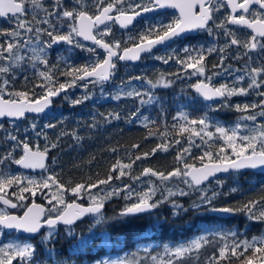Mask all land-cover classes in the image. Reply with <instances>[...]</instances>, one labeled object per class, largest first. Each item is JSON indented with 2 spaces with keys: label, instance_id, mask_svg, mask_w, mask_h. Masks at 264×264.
<instances>
[{
  "label": "snow or ice",
  "instance_id": "6c2138e0",
  "mask_svg": "<svg viewBox=\"0 0 264 264\" xmlns=\"http://www.w3.org/2000/svg\"><path fill=\"white\" fill-rule=\"evenodd\" d=\"M166 10H171L169 18L148 23L126 40L113 37L114 25L127 30L134 26L137 18H145L149 13L164 14ZM0 18L12 24L9 28H0V120L15 122L28 113H44L53 97L72 87H102L113 79L118 61H138L142 55H151L157 47L167 46L193 32H205L215 43L208 47L186 46L182 50L183 57L173 53L154 58L164 64L175 60L186 75L204 77L191 86L204 101L217 98L227 101L238 95L259 97L258 102L234 105L242 115L232 126L214 121L207 113L192 118L180 111L173 117L180 123H174L170 131L161 133L165 139L151 153L144 152L134 159L129 156L128 163L117 159L106 178L92 180L89 177L84 182L61 183L55 173L39 179L13 173L8 163L23 169L47 171V153L58 147V143L48 142L41 149L39 143L32 145L27 138L22 140L17 134L6 132L5 139L14 143L10 151L0 156V166H3L0 167V236L8 230L27 234L28 239L0 244V264H43L38 261L37 244L31 242L37 236L44 247L45 259L52 261L55 248L49 245L59 236L62 226L75 240L74 253L91 247L96 238L94 229L98 226L103 230L104 243L108 244L109 229L126 227L166 202L172 204L176 210L173 214L178 215L180 210L187 209L174 198L194 193L197 194V201L192 205L195 209L207 207L216 213H244L251 221L264 222V197L249 200L239 207H215L213 201L222 193L209 188L213 180L218 187H223V181L217 179L220 173L264 170V121H258L264 118V0H0ZM81 41L91 42L93 46L88 47ZM59 44L68 45L69 53L76 48L95 58L79 66L70 63V57L52 64L50 50ZM213 53L219 55V62L212 67L222 71L209 75L206 60ZM229 58L245 63L232 69L224 63ZM26 67L33 70L38 82L32 89L17 90L14 88L15 73L25 71ZM57 73L69 79L60 82ZM225 73L233 75L235 83L213 85V79ZM169 75L179 76V73ZM27 79L25 76L26 82ZM134 81L143 83L134 85ZM245 81L246 87L243 86ZM172 83L163 73L155 81L141 76L130 77L121 82L111 98L134 99L140 106L148 107L160 103L154 90L168 88ZM36 89H42V93L37 95ZM90 98L91 94L87 93L72 104L75 106ZM224 106H228L227 103ZM140 112L138 107L131 114L132 118H137ZM100 115L106 121L120 119L119 113ZM30 127L35 131L37 125L32 123ZM44 127L54 128L55 125ZM3 128L0 123V130ZM173 131L179 137L187 134L186 146L175 156V166L170 171L144 167L139 174L133 175V165L137 161L147 159L158 150L167 152L182 143L179 138L167 139ZM68 134L61 132L60 135ZM71 135L80 139L75 132ZM36 136L48 140L43 131H37ZM132 148L137 149L139 145L133 144ZM193 148L202 149L201 154L193 156ZM17 149L22 152L19 158L14 156ZM124 177L133 182L143 181L145 186L140 190L133 184L112 187L114 179ZM237 191L236 187L230 190ZM38 195L46 203H37ZM116 197L122 198L125 204L118 212L107 215L106 204ZM12 209L22 211L17 214L10 211ZM86 218H91L88 234L77 233L78 222L83 223ZM157 226L158 222L149 225L153 230ZM208 247H212V254L202 259L201 253ZM143 251L148 254L144 259L150 264H264V234L240 238L238 230L204 225L199 235L175 245L164 244L162 252L151 254L148 247ZM53 264L62 262L54 261ZM96 264H144V260L132 254L131 257L99 259Z\"/></svg>",
  "mask_w": 264,
  "mask_h": 264
},
{
  "label": "trees",
  "instance_id": "16d2710c",
  "mask_svg": "<svg viewBox=\"0 0 264 264\" xmlns=\"http://www.w3.org/2000/svg\"><path fill=\"white\" fill-rule=\"evenodd\" d=\"M31 19V16L28 17ZM12 24L9 20L0 18V28H9ZM140 26L130 31H120L115 25L114 38L127 39L126 35L138 33L145 27ZM109 37L108 39H112ZM87 46H93L83 43ZM203 43L198 41V47ZM99 51V50H98ZM64 57H70L69 62L77 66L89 63L91 57L87 51L73 48L69 53V46L61 44L58 48L50 50L49 62L57 63ZM100 58H103V53L100 52ZM159 60H148L146 55L137 64L117 63V70L113 79L100 85H89L88 89L83 87H72L67 89L60 97L54 99V107L51 112L39 115H29V117L22 120L15 121V127H7L5 134L0 131V156H3L13 147L12 141L5 139L6 132L17 134L20 139L27 138L32 145L39 143L41 149L44 148L48 142L58 143V147L51 149L49 159L47 162V171H42L37 174H28L14 168L12 164L8 163L7 167L13 173H22L26 176H34L37 179L40 176L50 173L57 174V178L61 183L67 184L69 181L84 182L89 177L92 180L104 179L109 173V169L116 162L121 159L124 163L129 162V156L133 159L136 155L144 152L151 153L153 148L161 144L164 137L161 133L170 131L174 123L173 117L180 111L187 112L192 118H198L207 113L214 121H218L226 126H231L239 119L241 113L234 108L236 104L253 103L251 100L256 97L248 95V99L243 96H233L239 101L232 100L227 102L228 106H224L223 102L204 101L201 97L195 95L189 87L187 89H179L176 85H172L167 89L157 88L154 90L155 95L159 97L160 103L148 107L139 105L138 100L121 99L115 100L111 97L115 95L118 86L122 81H127L130 77L141 76L145 79L155 81L157 79L159 67ZM64 67L63 63L60 65ZM25 76L28 77L27 82ZM60 82H65L68 77L60 76L57 73ZM38 81L35 78L34 72L30 67H26L23 72L15 73L14 88L17 90H29ZM134 85H140L143 81H134ZM183 87H186L183 85ZM37 95L42 93V89H36ZM87 93L91 94V98L81 104L73 105L72 101L82 99ZM215 109V110H210ZM140 107L141 112L137 118H132V113ZM108 113H119L120 119L105 120L100 114L105 116ZM144 117H148L145 121ZM30 119V120H29ZM151 121H156L155 124ZM4 125L8 124L3 120ZM32 123H36L35 131L30 127ZM47 124L55 125L54 128H45ZM147 124V127L145 126ZM91 125H95L92 127ZM9 126V125H7ZM43 131L47 134L46 141L43 136L37 137L36 132ZM61 132L69 133L61 136ZM75 132L80 137L75 139L71 133ZM154 133V135H150ZM186 136H176L173 131L172 135L167 139L173 137L182 140L180 145H174L167 152L157 151L154 155H150L147 159H141L133 165L132 174H139L144 167H152L161 171H170L174 166L175 156L177 151L186 146ZM59 137V140H57ZM137 144L139 148L133 149L132 145ZM112 149H116L115 152ZM202 149L193 148L192 155L199 156ZM22 154L20 149L14 153L15 158H19ZM55 161V163H53ZM3 167V166H0ZM217 179L223 181V187L216 185L215 180L210 184L212 190L222 193L214 201L215 207H239L249 200H259L264 197V179H260L254 173H248L243 178L242 173H230L220 175ZM122 180L131 181L130 178L124 177ZM121 180H113L112 184ZM236 187L237 192H230L231 188ZM177 203L183 205L187 211L180 210L178 215H174L170 202L161 204L160 207L154 209L150 214L139 217L133 220L128 226L121 229H109V241L111 245L108 248L104 243L103 230L98 226L94 229L96 238L90 248L85 249L79 253L73 252L75 240L73 237H67L65 234L58 236L49 247L55 248V255L52 261H59L62 264L69 263H83L92 262L101 258L106 254L126 253L127 257L132 254L143 252L140 245L144 242L155 241L158 243L177 242L189 239L192 235L199 233L204 225L222 226L225 229L238 230L240 236L244 235L252 237L264 232V222H254L247 218L244 213H235L227 218H222L210 213L207 207L195 209L192 207L193 202L197 201V194L184 197H176ZM36 201H42L37 196ZM84 203H87L85 200ZM125 201L122 198H113L106 204V214L113 215L118 212ZM18 211H21L17 209ZM153 222H158L155 230L149 227ZM91 223L89 219H85L83 223L77 224L75 231L77 233L88 234V226ZM147 229V231H145ZM16 238H21L12 232ZM63 233V232H61ZM22 239V238H21ZM37 244L38 261H43V264L49 263L45 259L46 253L44 247L34 240ZM1 244V240H0ZM155 248L152 250L154 251ZM212 247L204 249L201 253V258L212 254Z\"/></svg>",
  "mask_w": 264,
  "mask_h": 264
},
{
  "label": "flooded vegetation",
  "instance_id": "af4514ba",
  "mask_svg": "<svg viewBox=\"0 0 264 264\" xmlns=\"http://www.w3.org/2000/svg\"><path fill=\"white\" fill-rule=\"evenodd\" d=\"M170 14H171V10H166V12L164 14H157V13H155V14L147 15V17H145V18H141V19L135 21L134 22V26H131L129 28V30L132 31L133 29L138 28L140 26L146 27V25L148 23H151V22H153L156 19H166V18H169L170 17ZM199 40H201V42L203 43L202 45H204L205 47L211 46L213 43H215L213 41L212 37H209L207 35V33H205V32H195L194 33L193 32V33H190V34H185L183 37L178 38L175 41L170 42L167 46H162L159 49L153 50V53L151 55H147V54H145V55H146V57H147L148 60H153L151 57H153L156 54H158L159 56H166V55L175 53L176 55H179V56L183 57L184 56V53L182 51L183 48L186 47V46H188V47H198V41ZM220 43L221 44L223 43V38L222 37H221ZM89 45H92V44H89ZM232 51L235 52V49H233ZM218 62H219V55L216 54V53H213L212 55H209L207 57L206 64H207V67H208V70H209V72H208L209 75H211L212 72H215V71H222L221 69H214L212 67L214 64H217ZM224 63H225V66L226 67L229 66V65H231V68L232 69H236V68L242 67L243 64L245 63V61L244 60L237 61L235 59L229 58V59L225 60ZM258 63H259V61H257V64ZM156 65L159 67V71L161 72V74L163 73L164 75L167 76L168 79H171L173 81L172 85H176L177 88H179V89H187V87L189 85L188 88H190L192 90V92H193V88L191 86L193 84L197 83L198 79H204V77H197V76H189V75H186L183 71H181V66L179 64H177L175 62V60L170 61L168 64H164L163 62H161L159 60V64H156ZM171 73H179V76L169 75ZM182 80L183 81L184 80L185 81H188V83L185 84L186 87H183V84L181 83ZM212 83H213V85H215V86L218 87L221 83H228V84L232 85L233 83H235V81L233 79V75H229V74L225 73L223 75L216 76L213 79ZM243 86H245V87L247 86V81L244 82ZM163 89H167V88H163ZM194 94L197 95V96H199L196 93H194ZM253 96H256V95L253 94ZM232 98L233 97H231L227 101H225V100H212V102H223V103H227V102H230V101H232L234 99L236 100V102L239 101V99H236V98L232 99ZM242 98L248 99L249 97L243 96ZM258 100H259V97L256 96V97H254L251 100V102H258ZM27 117H29V115H27L25 118H27ZM3 120H6L7 121V119H3ZM3 120H0V121L2 122ZM19 170H21V169H19ZM22 171L25 172V173H28V174H37V173H29V172H26L24 170H22ZM249 172L250 173H254V175L257 176L259 178V180L260 179H264V173H255V172H252L250 170H246L244 172H239V173H242L243 178H244L245 176L248 175ZM227 174H230V173H226V175ZM222 175H225V174H222ZM219 176L220 175H218L217 177H219ZM37 202H40V201H37ZM41 203L44 204L46 202L42 199ZM10 211L16 212L17 214H19L22 210L21 211H18L17 209H13V210H10ZM86 219H89L91 221V218H86ZM64 231H65V228L62 226L60 228V232H63L64 233ZM11 232H13V231H10V233ZM16 234L18 236H20L17 232H16ZM20 237L21 238H25V237H22V236H20ZM38 237L39 236L33 238L31 242L34 243V240L38 241L37 240ZM25 239H28V238H25Z\"/></svg>",
  "mask_w": 264,
  "mask_h": 264
},
{
  "label": "rangeland",
  "instance_id": "374dc122",
  "mask_svg": "<svg viewBox=\"0 0 264 264\" xmlns=\"http://www.w3.org/2000/svg\"><path fill=\"white\" fill-rule=\"evenodd\" d=\"M114 27V26H113ZM113 35H114V29H113ZM129 35H126V37H128ZM82 42V41H81ZM83 43V42H82ZM87 46V45H86ZM88 47H92V46H88ZM155 56H159L158 54H156V55H154L153 57H151L152 59H155L154 57ZM158 71V75L160 76L161 75V72L159 71V70H157ZM159 76L157 77V79L159 78ZM166 76V75H165ZM167 77V76H166ZM183 85H185L186 83H188V81H183L182 80V82H181ZM80 86H76V88H79ZM240 96V95H239ZM242 115V114H241ZM240 115V116H241ZM240 118V117H239ZM30 120V119H29ZM239 120V119H238ZM238 120H236L234 123H233V125L238 121ZM258 121H264V118H258ZM8 124L7 125H9V126H7L6 124L4 125V123H2L1 121H0V123H2L3 124V126H4V128H3V131L2 130H0V131H2L4 134H5V131H6V128L7 127H15V125H17V123L16 122H10L9 120H7L6 121ZM248 123H251V122H248ZM232 126V125H231ZM197 143H199V140H198V138H197ZM26 176V175H25ZM43 176H47L46 174H44ZM31 177H34V176H31ZM40 177H42V175L40 176ZM36 178V177H35ZM123 184H133V186L137 189V190H140V189H142V188H144V183H143V181H136V182H133V180H131L130 182H128L127 180H121V181H118V182H115V183H113L112 184V187H117V186H121L122 187V185ZM181 186H183V185H181ZM209 188H211V186L209 185ZM93 191H95V190H93ZM39 196V195H38ZM159 196H160V194L159 193H157V198H159ZM41 199H43L41 196H39ZM44 200V199H43ZM86 201H87V199H85ZM45 201V200H44ZM223 229H225L224 227H223ZM225 230H227V229H225ZM233 230H235V229H233ZM63 234H65L67 237H70L69 235H67L66 234V229H65V231H64V233H61V232H59V235H62L63 236ZM200 234V232L199 233H196V234H194V235H192L191 237H189V239H186V240H180V241H177V242H166V243H158V242H155V241H148V242H144L143 244H141L140 245V249L143 251V249L145 248V247H148L149 249H151V250H153L154 248H155V250L154 251H152V253L151 254H156L157 252H162V250H163V245L164 244H169V245H175V244H177V243H179V242H184V241H187V240H190L191 238H193V237H195V236H197V235H199ZM261 234H264V232L263 233H261ZM260 235V234H259ZM245 236L244 235H242V236H240V238H244ZM247 237V236H246ZM248 238H251V237H248ZM0 240H1V244H3V243H8V242H11V241H14V240H20V241H24V240H26L25 238H16L15 237V235H13V233L11 232L10 233V231H8V230H5V234L3 235V236H0ZM38 241H39V237H38V239H37ZM111 247V245L108 243V244H106V247L108 248V247ZM109 249V248H108ZM127 254L126 253H117V254H106V255H104V256H102L101 258H99V259H117V258H123V257H127L126 256ZM148 254L147 253H145L144 251L143 252H141V253H138L136 256L138 257V258H140V259H143L144 260V264H150V261L149 260H147V259H144L146 256H147ZM131 257V256H130ZM99 259H96L95 261H92V262H83V263H73V264H96V261L97 260H99ZM53 262L54 261H51V262H49V263H46V264H53ZM65 264H69V263H65Z\"/></svg>",
  "mask_w": 264,
  "mask_h": 264
},
{
  "label": "water",
  "instance_id": "95a60500",
  "mask_svg": "<svg viewBox=\"0 0 264 264\" xmlns=\"http://www.w3.org/2000/svg\"><path fill=\"white\" fill-rule=\"evenodd\" d=\"M151 14H155V13H149V14H147V15H151ZM139 19H141V18H137V20H139ZM116 27H118V29L121 30V31H125L124 29H120V27H119L118 25H116ZM194 33H195V32H194ZM186 34H190V33H186ZM83 42H84V43L91 44V42H88V41H83ZM171 42H172V41H171ZM169 43H170V42H169ZM60 45H61V44L56 45V46H54V48H58ZM161 47H162V46H159V47H157L156 49H159V48H161ZM156 49H154V50H156ZM143 56H144V55H142V57H143ZM142 57H141V58H142ZM140 60H141V59H140ZM140 60L135 61V62H131V61H123V62L118 61V62H119V63H127V64H137ZM64 92H65V91H64ZM64 92H61L58 96L53 97V98H52L51 105L49 106V108L46 109L44 113H40V114H46V113L51 112L52 109H53V104H54V103H53V100L56 99V98H58V97H60ZM193 92L196 93L194 89H193ZM196 94H197V93H196ZM215 100H222V99L217 98V99H215ZM27 115H39V114L28 113ZM27 115H26V116H27ZM48 158H49V154L47 153V159L45 160V164H46V165H47ZM13 166H14L15 168H17V169H21V170H24V171L29 172V173H39V172H42V171H43V170H41V169H34V170L23 169V168H20V167L14 165V164H13ZM248 170H250V171H252V172H255V173H264V170H261V169H255V170L248 169ZM244 171H246V170H242L241 172H244ZM229 173H233V172H229ZM222 174H226V173H220V174H218V175H222ZM36 202H37V201H36ZM37 203L43 204V203H41V202H37ZM12 210H13V209H12ZM210 213L213 214V215H216V216L222 217V218H227V217L232 216V214H230V213H216V212H212V211H210ZM18 234H19L20 236H22V237L28 238V237H27V234H24V233H18Z\"/></svg>",
  "mask_w": 264,
  "mask_h": 264
}]
</instances>
